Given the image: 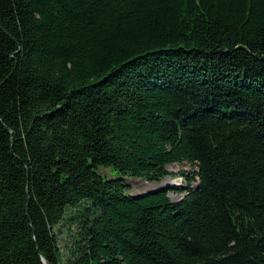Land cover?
Here are the masks:
<instances>
[{"label": "trees", "instance_id": "1", "mask_svg": "<svg viewBox=\"0 0 264 264\" xmlns=\"http://www.w3.org/2000/svg\"><path fill=\"white\" fill-rule=\"evenodd\" d=\"M44 261L264 264V0H0V264Z\"/></svg>", "mask_w": 264, "mask_h": 264}, {"label": "rangeland", "instance_id": "2", "mask_svg": "<svg viewBox=\"0 0 264 264\" xmlns=\"http://www.w3.org/2000/svg\"><path fill=\"white\" fill-rule=\"evenodd\" d=\"M191 170H193V168L187 163L172 164L167 166V171L169 173L185 172L186 174H189L188 172H190ZM99 173L101 176H104L106 178H119V175L116 172L110 171L108 169H101L99 170ZM180 178V176H168L160 183H149L143 180L142 178H126L125 180L130 185L129 194L139 195L148 191L160 189L165 186L168 187V189H183L185 181L183 178ZM171 183H173L174 185ZM181 196L182 194H177L173 191H168V197L172 202L180 200ZM71 232H73V229L71 228V226L68 225L61 224L54 228V233L57 235L58 246L60 248L62 257H66L67 249L71 245Z\"/></svg>", "mask_w": 264, "mask_h": 264}, {"label": "water", "instance_id": "3", "mask_svg": "<svg viewBox=\"0 0 264 264\" xmlns=\"http://www.w3.org/2000/svg\"><path fill=\"white\" fill-rule=\"evenodd\" d=\"M168 187H162V188H160L161 190H163V189H167ZM44 264H47L45 261H44Z\"/></svg>", "mask_w": 264, "mask_h": 264}, {"label": "bare ground", "instance_id": "4", "mask_svg": "<svg viewBox=\"0 0 264 264\" xmlns=\"http://www.w3.org/2000/svg\"><path fill=\"white\" fill-rule=\"evenodd\" d=\"M171 184H173V183H171ZM174 185V184H173Z\"/></svg>", "mask_w": 264, "mask_h": 264}]
</instances>
